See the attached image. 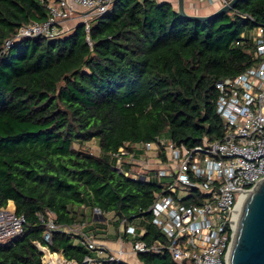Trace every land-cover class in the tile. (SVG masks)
<instances>
[{
    "label": "trees",
    "instance_id": "obj_1",
    "mask_svg": "<svg viewBox=\"0 0 264 264\" xmlns=\"http://www.w3.org/2000/svg\"><path fill=\"white\" fill-rule=\"evenodd\" d=\"M48 1L0 0V208L13 201L27 221L22 236L0 243V264H44L33 241L44 242L48 211L57 226L85 222L91 233L83 209L98 208L116 228L144 229L137 240H165L148 213L159 185L119 171L112 154L156 138L189 147L221 139L217 83L255 64L242 34L264 26V0H239L206 22L170 2L114 0L90 18L89 32L81 22L58 39H26L2 53L21 26L48 19ZM91 141L99 154L85 147ZM80 239L54 231L50 250L88 264L96 253ZM138 257L178 264L169 251Z\"/></svg>",
    "mask_w": 264,
    "mask_h": 264
},
{
    "label": "built area",
    "instance_id": "obj_2",
    "mask_svg": "<svg viewBox=\"0 0 264 264\" xmlns=\"http://www.w3.org/2000/svg\"><path fill=\"white\" fill-rule=\"evenodd\" d=\"M114 0H73L85 12L84 23L90 31L93 15L105 13ZM196 3L229 4L231 0H192ZM49 17L43 22L21 26L17 33L5 41L2 53L15 43L28 38L58 39L66 31L64 24L70 19L73 7L69 0H49ZM244 41L253 44L250 53L255 64L234 78L217 83L219 98L217 112L224 123V135L219 140L207 137L196 146L177 145L167 138L151 143L126 144L112 154L116 168L128 167L133 179L152 180L159 185L148 212L152 223L163 233L165 240L152 243L137 240L145 230L123 222L117 235L124 244L118 251L85 232L87 223L60 227L56 215L48 211L43 241L33 243L42 253L44 264H78L67 260L61 252H52L50 245L54 231L80 235V243L95 251L96 258L86 257L85 263L103 264L120 261L129 246L131 253L163 254L169 251L178 264H228L234 242L238 214L245 193L264 179V26L242 34ZM152 156L154 171L144 164ZM96 224L108 226L111 213L95 208ZM42 218V217H41ZM43 219V218H42ZM26 217L15 211L0 216V243L11 242L22 236ZM123 236L130 240L123 239Z\"/></svg>",
    "mask_w": 264,
    "mask_h": 264
},
{
    "label": "water",
    "instance_id": "obj_3",
    "mask_svg": "<svg viewBox=\"0 0 264 264\" xmlns=\"http://www.w3.org/2000/svg\"><path fill=\"white\" fill-rule=\"evenodd\" d=\"M238 2L239 0H231L229 4L210 14L194 15L187 12L186 0H178L177 11L186 19L206 22L231 11ZM30 39L32 38L27 40ZM234 237L228 264H264V179L260 180L254 189L245 193Z\"/></svg>",
    "mask_w": 264,
    "mask_h": 264
},
{
    "label": "crops",
    "instance_id": "obj_4",
    "mask_svg": "<svg viewBox=\"0 0 264 264\" xmlns=\"http://www.w3.org/2000/svg\"><path fill=\"white\" fill-rule=\"evenodd\" d=\"M72 7H73V12H75L76 14L79 15H72L70 16V19L68 20V25L69 24H73L74 25L71 27L74 28L77 24L84 22V9L81 8L80 6H77L75 4H73V0H69ZM159 2H170L172 3V5L174 6V8L177 10L178 9V0H157ZM196 3V2H194ZM192 0H187L185 7L189 10L187 11L189 14H194V15H205V14H210L212 12H214L215 10H217L219 7L218 4H213L210 5V8L206 9L205 13L200 12L199 9H197V7L200 6V3L194 4ZM199 4V5H198ZM69 31V30H68ZM6 211H15V204L13 201H10L8 203V206L5 208H0V216L3 212ZM83 212L86 215L87 220L90 222L88 224V228L91 229V234H93L98 242H103L105 243L111 250L113 251H118L120 249V247H124V244L121 242V240L119 239L118 235L116 236H112L111 235V231H108V227L106 225L103 224H96L95 221V217L93 215V211L89 210V209H83ZM126 250L127 253L125 255V257L122 259L123 261L127 262L128 264H143L138 255L133 254V252L131 253L129 246H126Z\"/></svg>",
    "mask_w": 264,
    "mask_h": 264
},
{
    "label": "rangeland",
    "instance_id": "obj_5",
    "mask_svg": "<svg viewBox=\"0 0 264 264\" xmlns=\"http://www.w3.org/2000/svg\"><path fill=\"white\" fill-rule=\"evenodd\" d=\"M194 4H197V3H194ZM208 8H210V4H208V3H200V6L197 7V9H199L200 12H203V13H205L206 9H208ZM186 10L189 11L187 8H186ZM73 15H79V14H76L75 12H73ZM73 25H74V23L68 25V21H67L64 24L65 31L68 32V30H70ZM85 147H87L90 151H92L95 154H99V152H100L98 143L96 141L88 142L87 144H85ZM153 160L154 159L152 156H149V157L145 158V160H144V164H148V169L151 172H153L154 171L153 169L155 168ZM110 217L113 219V214H111ZM107 227H108V231H111V235L113 237L116 236L120 230L119 228H116V226L112 223V221H110V223Z\"/></svg>",
    "mask_w": 264,
    "mask_h": 264
},
{
    "label": "bare ground",
    "instance_id": "obj_6",
    "mask_svg": "<svg viewBox=\"0 0 264 264\" xmlns=\"http://www.w3.org/2000/svg\"><path fill=\"white\" fill-rule=\"evenodd\" d=\"M240 209H241V207H240Z\"/></svg>",
    "mask_w": 264,
    "mask_h": 264
}]
</instances>
